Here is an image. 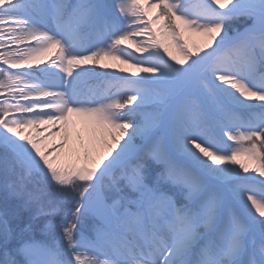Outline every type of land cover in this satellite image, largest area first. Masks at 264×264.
Masks as SVG:
<instances>
[{
  "label": "snow or ice",
  "instance_id": "1",
  "mask_svg": "<svg viewBox=\"0 0 264 264\" xmlns=\"http://www.w3.org/2000/svg\"><path fill=\"white\" fill-rule=\"evenodd\" d=\"M0 264H264V0H0Z\"/></svg>",
  "mask_w": 264,
  "mask_h": 264
},
{
  "label": "bare ground",
  "instance_id": "2",
  "mask_svg": "<svg viewBox=\"0 0 264 264\" xmlns=\"http://www.w3.org/2000/svg\"><path fill=\"white\" fill-rule=\"evenodd\" d=\"M196 39H197L196 41L199 40L198 37H196ZM192 42H194L193 39H192V41H190V43H192ZM174 54L177 56L178 59L180 58V53H179V52H175ZM105 63L116 64V65L118 66L117 69H119V68H129L131 71H136V69H132L130 65H128V64H122L120 61L105 60ZM110 70H115V69H110ZM73 120L76 121V126H77V128H79V127L81 126V124H80V118H78V117H76V116H73ZM41 130H43L42 127H41ZM26 131H27V130H26ZM52 131L55 132V133H58V132H59V129H58V128H56V129H52ZM49 138H51V140H52V142H53V141H55V140H59V135H54L53 138H52V136L49 137ZM49 140H50V139H49ZM49 140L46 141L47 144H49ZM52 142L50 141V144H51ZM50 144H49V145H50Z\"/></svg>",
  "mask_w": 264,
  "mask_h": 264
},
{
  "label": "rangeland",
  "instance_id": "3",
  "mask_svg": "<svg viewBox=\"0 0 264 264\" xmlns=\"http://www.w3.org/2000/svg\"><path fill=\"white\" fill-rule=\"evenodd\" d=\"M193 40H194V42H196V37H193ZM41 131H43V130H41ZM51 137V136H50ZM54 136H52V138H53ZM50 140H49V144H50V141L52 142V140H51V138H49Z\"/></svg>",
  "mask_w": 264,
  "mask_h": 264
}]
</instances>
